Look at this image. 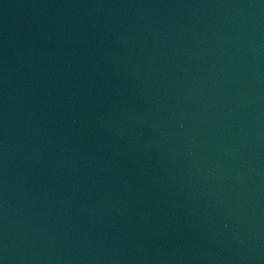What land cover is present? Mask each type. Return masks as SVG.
<instances>
[{"label": "water", "instance_id": "1", "mask_svg": "<svg viewBox=\"0 0 264 264\" xmlns=\"http://www.w3.org/2000/svg\"><path fill=\"white\" fill-rule=\"evenodd\" d=\"M0 264H264V0H0Z\"/></svg>", "mask_w": 264, "mask_h": 264}]
</instances>
